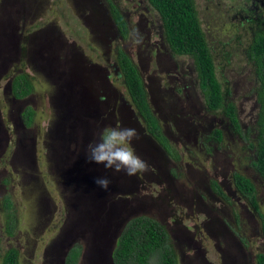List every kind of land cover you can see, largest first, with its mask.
Returning <instances> with one entry per match:
<instances>
[{"label": "rangeland", "instance_id": "obj_1", "mask_svg": "<svg viewBox=\"0 0 264 264\" xmlns=\"http://www.w3.org/2000/svg\"><path fill=\"white\" fill-rule=\"evenodd\" d=\"M193 1L239 133L221 110H207L191 59L170 51L146 0H0V257L12 248L17 264H65L76 247L74 264H113L116 239L135 216L163 226L176 264H254L264 253L257 214L231 181L233 172L248 177L264 211V180L250 165L258 83L246 54L264 31V2ZM109 2L125 20L124 37ZM133 28L142 45L132 43ZM117 48L134 63L169 152L130 103ZM21 75L30 92L15 98L11 82ZM119 126L140 133L132 147L148 162L145 173L127 177L87 162L88 144ZM102 176L107 191L94 183ZM157 262L156 253L147 260Z\"/></svg>", "mask_w": 264, "mask_h": 264}, {"label": "trees", "instance_id": "obj_2", "mask_svg": "<svg viewBox=\"0 0 264 264\" xmlns=\"http://www.w3.org/2000/svg\"><path fill=\"white\" fill-rule=\"evenodd\" d=\"M159 16L163 38L176 55L188 56L197 79L198 88L207 110H221L229 125L239 133V124L234 104L225 101L221 85L218 82L212 57L207 46L202 28L197 17L193 0H146ZM264 2V0H262ZM110 18L117 32L124 37L127 25L118 9L109 2ZM248 59L252 62L254 75L257 80L256 101L258 110L254 121V144L251 146L254 156L250 162L253 170L264 180V31L255 32L246 48ZM115 60L122 77V84L128 99L138 117L144 124L147 133L166 152L169 145L161 132L157 119L152 113L146 99V92L137 69L128 55L121 49H116ZM30 92V85L24 76L15 77L11 83V93L20 98ZM32 110L24 108L21 117L25 124L32 120ZM216 140L220 139V132L214 129L211 133ZM234 189L247 201L256 212L260 224V232L264 236V211L258 209L255 188L251 180L239 172L231 174ZM212 188L220 197L225 198L218 185L212 182ZM10 225H6V232L12 228L13 217H9ZM166 232L157 221L145 217H132L119 233L115 246L111 252L113 264H147L148 258L156 253L157 264H176L175 256L165 244ZM78 255L76 247L69 249L65 264H74ZM0 264H17V251L9 248L0 257ZM254 264H264V253H257Z\"/></svg>", "mask_w": 264, "mask_h": 264}, {"label": "clouds", "instance_id": "obj_3", "mask_svg": "<svg viewBox=\"0 0 264 264\" xmlns=\"http://www.w3.org/2000/svg\"><path fill=\"white\" fill-rule=\"evenodd\" d=\"M132 43L139 46L143 43V35L136 28L129 33ZM141 139L140 133L133 127H106L98 135V139L88 144L86 160L88 163L103 165L113 173H123L127 177L137 176L149 170V164L136 154L132 147L134 141ZM94 183L98 188L107 191L111 181L106 176L97 177Z\"/></svg>", "mask_w": 264, "mask_h": 264}, {"label": "flooded vegetation", "instance_id": "obj_4", "mask_svg": "<svg viewBox=\"0 0 264 264\" xmlns=\"http://www.w3.org/2000/svg\"><path fill=\"white\" fill-rule=\"evenodd\" d=\"M12 83V82H11ZM14 97V96H13ZM16 98V97H15Z\"/></svg>", "mask_w": 264, "mask_h": 264}]
</instances>
